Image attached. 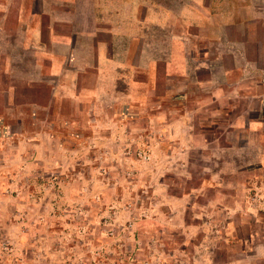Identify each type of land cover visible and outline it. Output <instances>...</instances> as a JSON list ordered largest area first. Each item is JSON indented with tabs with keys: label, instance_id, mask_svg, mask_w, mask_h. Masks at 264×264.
<instances>
[{
	"label": "rangeland",
	"instance_id": "1",
	"mask_svg": "<svg viewBox=\"0 0 264 264\" xmlns=\"http://www.w3.org/2000/svg\"><path fill=\"white\" fill-rule=\"evenodd\" d=\"M0 264H264V0H0Z\"/></svg>",
	"mask_w": 264,
	"mask_h": 264
},
{
	"label": "built area",
	"instance_id": "2",
	"mask_svg": "<svg viewBox=\"0 0 264 264\" xmlns=\"http://www.w3.org/2000/svg\"><path fill=\"white\" fill-rule=\"evenodd\" d=\"M143 157H144V158H147L148 156L144 155Z\"/></svg>",
	"mask_w": 264,
	"mask_h": 264
}]
</instances>
